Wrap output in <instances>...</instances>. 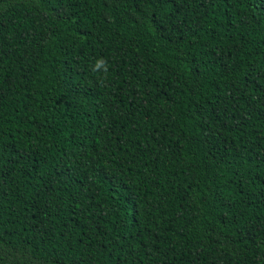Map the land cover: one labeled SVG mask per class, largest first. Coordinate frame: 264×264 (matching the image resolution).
Returning <instances> with one entry per match:
<instances>
[{"label":"trees","instance_id":"obj_1","mask_svg":"<svg viewBox=\"0 0 264 264\" xmlns=\"http://www.w3.org/2000/svg\"><path fill=\"white\" fill-rule=\"evenodd\" d=\"M0 264H264V0H0Z\"/></svg>","mask_w":264,"mask_h":264},{"label":"clouds","instance_id":"obj_2","mask_svg":"<svg viewBox=\"0 0 264 264\" xmlns=\"http://www.w3.org/2000/svg\"><path fill=\"white\" fill-rule=\"evenodd\" d=\"M101 69H103L105 73L107 72V62L103 58L96 60L93 71L98 72Z\"/></svg>","mask_w":264,"mask_h":264}]
</instances>
